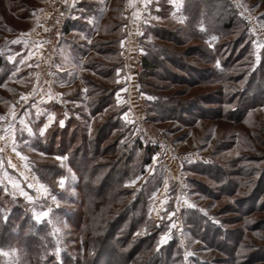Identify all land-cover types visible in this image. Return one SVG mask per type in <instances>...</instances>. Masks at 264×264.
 Segmentation results:
<instances>
[{
  "label": "rangeland",
  "instance_id": "374dc122",
  "mask_svg": "<svg viewBox=\"0 0 264 264\" xmlns=\"http://www.w3.org/2000/svg\"><path fill=\"white\" fill-rule=\"evenodd\" d=\"M101 1L98 11L92 0H0V199H20L37 223H49L59 264L64 253L74 258V248L88 258L90 223L81 236L64 212L76 209L79 195L69 158L80 144L69 143L79 130L100 138L117 108L92 114L94 93L118 89L123 74L113 69L124 62V103L112 97L124 110L121 144L133 148L137 140L155 152L127 189L160 180L147 208L161 243L179 239L184 264H264V0ZM90 16L94 28L84 21ZM216 44L212 67L203 52ZM156 49L166 56L160 67L129 79L127 54L159 58ZM213 70L225 78L212 80ZM248 94L262 102L237 110ZM166 109L177 112L163 115ZM38 143L50 153L38 152ZM111 147L108 139L101 148ZM38 166L61 171L53 185L63 196L39 180ZM190 212L235 242L233 260L224 245L195 235L186 224ZM0 264L34 263L27 251L0 247Z\"/></svg>",
  "mask_w": 264,
  "mask_h": 264
},
{
  "label": "trees",
  "instance_id": "16d2710c",
  "mask_svg": "<svg viewBox=\"0 0 264 264\" xmlns=\"http://www.w3.org/2000/svg\"><path fill=\"white\" fill-rule=\"evenodd\" d=\"M227 28L229 29L230 26ZM156 50L160 54H158L159 58L151 51L144 57L141 79L160 67V58H166L163 50ZM203 55L208 64L212 67L217 66L220 48L216 44L213 49L204 51ZM122 63L113 71L116 74L119 70L124 78V62ZM4 66L5 61L0 56V70ZM110 73L112 74L111 70ZM211 77H215L212 80L225 78L217 74L215 70L212 71ZM0 83H2L1 79ZM118 89L116 91L101 89L100 91L98 88L94 93L92 114L97 115L114 106L117 108V112L110 115L104 123L99 133L100 138L93 140L79 130L74 135V140L69 143L75 145L79 140L80 144L69 158L72 170L79 179L76 186L79 195L78 199L72 202L76 209L64 212L68 223L74 227V232L81 236L86 235L87 221L90 223L88 226L91 235L88 237L89 244L86 245L87 259L82 260L75 253L74 248V258L72 253H64L62 254L63 262L64 264H184L185 257L179 239L173 238L169 243L162 244L160 236L162 229L156 226L155 220L148 214V202L155 189L159 187L160 180L154 178L140 191L127 189L128 180L144 174V168L151 163L155 152L150 146L145 147L137 140L133 148H129L128 143L121 144L126 135L121 118L124 110H118L116 99L112 104V97L116 95ZM106 91L111 93L105 94ZM253 95H246L243 102L240 100V107L237 110L247 111L258 102H262V98L253 100ZM262 97L264 100V95ZM168 112L172 116L171 114L176 113L177 110L166 109L162 114ZM61 132L65 134L67 129ZM108 139H112V147L106 151L101 147ZM36 148L38 152L50 153L49 149L41 143H38ZM87 148L93 151L88 152ZM66 149L68 146H65L62 156L68 153ZM134 150H141L143 153L137 158ZM35 173L41 182L50 187L52 193L58 197L63 196L53 185L55 178L61 173L58 168L38 166L35 168ZM92 187L97 193L96 197L89 191ZM131 196H134V199L128 201ZM4 198L9 204L0 199V247L20 248L27 251L34 264H59L54 252L56 247L49 223L47 221L37 223L25 211L26 205L20 199H11L10 203L9 196ZM190 214L186 224L194 229L195 235L201 240L208 241L211 238L210 242L224 245L231 257L230 260H233L235 242L233 247L230 246L232 239L228 237L227 239L224 233H218L220 231L218 227L213 226L197 212H190ZM223 239L224 242H222Z\"/></svg>",
  "mask_w": 264,
  "mask_h": 264
},
{
  "label": "crops",
  "instance_id": "0c3cea01",
  "mask_svg": "<svg viewBox=\"0 0 264 264\" xmlns=\"http://www.w3.org/2000/svg\"><path fill=\"white\" fill-rule=\"evenodd\" d=\"M92 2L96 5L95 8H96L98 11L104 9L103 6H102V7L100 6V4L102 3L101 0H92ZM95 15H96V14L92 13L91 16L93 17V16H95ZM91 16H90L89 19H85L84 21H85V22H88L90 25H92L91 27L94 28V23H95L96 21H94L93 18H92ZM76 32H77V31H76ZM95 34H96V33L94 32V35H95ZM94 35L91 36V37H85V38L83 39V41L86 40V41H88L89 43H91V40L93 39ZM123 80H124V79H123L122 77H121L120 79L118 78V80H117V84L119 85L118 87H120V88L118 89L117 93H116V98H117V103H118V105H122V103H124L122 93L125 92L126 89L122 86Z\"/></svg>",
  "mask_w": 264,
  "mask_h": 264
},
{
  "label": "built area",
  "instance_id": "2783aa9c",
  "mask_svg": "<svg viewBox=\"0 0 264 264\" xmlns=\"http://www.w3.org/2000/svg\"><path fill=\"white\" fill-rule=\"evenodd\" d=\"M127 61L128 63L133 64V66L132 65L130 66L131 70L128 73L129 79H132L133 77L136 76V74L143 72L144 70L143 58L140 55L137 57L131 58L130 54H127ZM142 129L145 134L148 133V128L143 126Z\"/></svg>",
  "mask_w": 264,
  "mask_h": 264
},
{
  "label": "snow or ice",
  "instance_id": "6c2138e0",
  "mask_svg": "<svg viewBox=\"0 0 264 264\" xmlns=\"http://www.w3.org/2000/svg\"><path fill=\"white\" fill-rule=\"evenodd\" d=\"M214 39H215V37H214ZM51 119H52V117L49 116V121H51ZM126 119H127V117H126ZM62 123H63V121H61V124H62ZM46 127H47V125H45V128H46ZM45 128H41V129H40V134H41V135H43ZM29 131H31V129H29ZM61 159H63V158H61ZM60 185H61V187H63V185H64V179H63V178H62L61 181H60ZM166 187H167V185H166ZM41 188H43V186H41ZM53 199H55V197H53ZM190 206H191V205H190ZM50 211H51L50 209L47 210V211H42V212L40 213V215H39L38 218H42V217L48 216ZM49 222H51V221H49ZM188 255H191V253H188Z\"/></svg>",
  "mask_w": 264,
  "mask_h": 264
}]
</instances>
